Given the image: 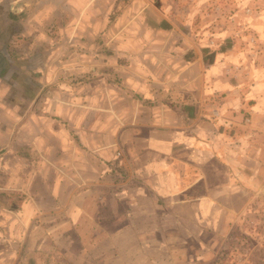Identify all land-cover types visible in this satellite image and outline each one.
Listing matches in <instances>:
<instances>
[{
    "label": "crops",
    "instance_id": "crops-1",
    "mask_svg": "<svg viewBox=\"0 0 264 264\" xmlns=\"http://www.w3.org/2000/svg\"><path fill=\"white\" fill-rule=\"evenodd\" d=\"M208 1L0 0V264H128L167 216L244 199L264 54L209 39ZM120 166L140 182L105 202Z\"/></svg>",
    "mask_w": 264,
    "mask_h": 264
},
{
    "label": "rangeland",
    "instance_id": "rangeland-1",
    "mask_svg": "<svg viewBox=\"0 0 264 264\" xmlns=\"http://www.w3.org/2000/svg\"><path fill=\"white\" fill-rule=\"evenodd\" d=\"M170 1H180L182 6L193 3L192 0ZM239 5H244L241 12ZM201 10L194 19L200 29L210 32L209 39L224 41V37H227L231 42L246 35L260 40L247 47L264 54V28H261L264 26L257 30L251 27L252 24H242L245 20L257 19V25H264V0H209L206 6L201 5ZM229 44L227 48L234 47ZM222 47L225 48L224 45ZM260 65L264 68V60ZM121 168L124 167H118L113 178L108 180L112 187L102 191L101 196L105 202L110 197L118 203L124 201L129 198L130 189H134L140 182ZM257 171L255 181L246 183L244 199L242 194L240 200L234 195L230 204L210 210L207 219L200 218L197 211L198 219L194 221L192 209L187 211V220L181 224L167 216L166 222L154 225L165 236L145 240L151 247L144 251L134 241L135 253L131 255L128 264H264V166ZM216 176L223 179L220 173ZM209 177L211 183H215V175L209 173ZM201 191L198 190L199 193ZM107 208L104 205L103 225L109 224ZM120 208L124 210V207ZM168 209L166 212H169ZM159 240L164 244L161 248L157 247L156 242Z\"/></svg>",
    "mask_w": 264,
    "mask_h": 264
}]
</instances>
